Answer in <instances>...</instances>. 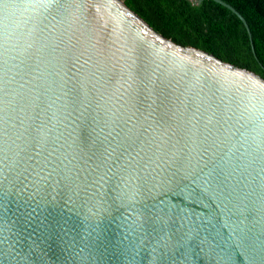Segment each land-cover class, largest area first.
<instances>
[{"label":"water","instance_id":"obj_1","mask_svg":"<svg viewBox=\"0 0 264 264\" xmlns=\"http://www.w3.org/2000/svg\"><path fill=\"white\" fill-rule=\"evenodd\" d=\"M0 264H264V83L119 0H0Z\"/></svg>","mask_w":264,"mask_h":264},{"label":"trees","instance_id":"obj_2","mask_svg":"<svg viewBox=\"0 0 264 264\" xmlns=\"http://www.w3.org/2000/svg\"><path fill=\"white\" fill-rule=\"evenodd\" d=\"M119 1L158 38L264 83V0H224L246 19L255 55L241 19L213 0Z\"/></svg>","mask_w":264,"mask_h":264},{"label":"snow or ice","instance_id":"obj_3","mask_svg":"<svg viewBox=\"0 0 264 264\" xmlns=\"http://www.w3.org/2000/svg\"><path fill=\"white\" fill-rule=\"evenodd\" d=\"M176 211L178 210L168 206L167 204H162L159 209L161 219L170 216V214H174Z\"/></svg>","mask_w":264,"mask_h":264},{"label":"rangeland","instance_id":"obj_4","mask_svg":"<svg viewBox=\"0 0 264 264\" xmlns=\"http://www.w3.org/2000/svg\"><path fill=\"white\" fill-rule=\"evenodd\" d=\"M192 1L196 2V0H192Z\"/></svg>","mask_w":264,"mask_h":264}]
</instances>
